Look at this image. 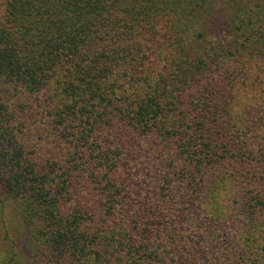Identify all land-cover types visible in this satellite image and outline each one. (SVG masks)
Returning <instances> with one entry per match:
<instances>
[{
    "label": "trees",
    "instance_id": "1",
    "mask_svg": "<svg viewBox=\"0 0 264 264\" xmlns=\"http://www.w3.org/2000/svg\"><path fill=\"white\" fill-rule=\"evenodd\" d=\"M249 109L264 0H0V180L32 264H264Z\"/></svg>",
    "mask_w": 264,
    "mask_h": 264
},
{
    "label": "rangeland",
    "instance_id": "2",
    "mask_svg": "<svg viewBox=\"0 0 264 264\" xmlns=\"http://www.w3.org/2000/svg\"><path fill=\"white\" fill-rule=\"evenodd\" d=\"M30 101V100H29ZM261 116L264 111L249 109L250 118ZM33 137V135H32ZM0 199L5 202V210L1 212L0 202V264H8V260H14L10 264H32L30 254V231L24 222V217L19 205L10 201L2 191L0 180Z\"/></svg>",
    "mask_w": 264,
    "mask_h": 264
}]
</instances>
